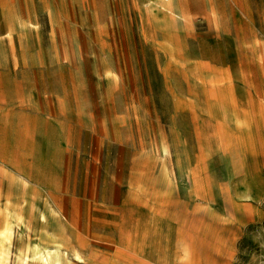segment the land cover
Segmentation results:
<instances>
[{"label":"rangeland","instance_id":"374dc122","mask_svg":"<svg viewBox=\"0 0 264 264\" xmlns=\"http://www.w3.org/2000/svg\"><path fill=\"white\" fill-rule=\"evenodd\" d=\"M0 264H264V0H0Z\"/></svg>","mask_w":264,"mask_h":264}]
</instances>
